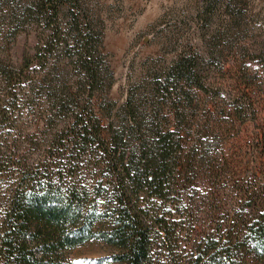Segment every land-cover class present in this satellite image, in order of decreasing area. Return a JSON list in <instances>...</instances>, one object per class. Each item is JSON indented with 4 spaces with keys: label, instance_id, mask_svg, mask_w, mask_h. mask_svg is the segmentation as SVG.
<instances>
[{
    "label": "rangeland",
    "instance_id": "374dc122",
    "mask_svg": "<svg viewBox=\"0 0 264 264\" xmlns=\"http://www.w3.org/2000/svg\"><path fill=\"white\" fill-rule=\"evenodd\" d=\"M79 2L78 28H68L71 6L60 9L62 26L75 41L47 63L24 67L26 58H35L42 37L43 29L26 22L24 15L26 9L35 11V1L0 0V108L12 103L0 123L1 156L35 159L43 154L45 139L66 122L61 116L53 129L46 127L48 100L72 91L83 62L92 59L101 82L93 105L106 132L137 129L152 121L178 127L184 154L197 147L214 164L213 170L209 163L195 169L201 173L197 195L218 198L215 206L228 210L242 189L264 186V0ZM88 34L93 38L91 53L83 52ZM183 56L196 59L208 88L192 91L189 101L175 92L172 100L155 91L156 79H163ZM16 94L22 100L18 104ZM178 103L185 106L182 114ZM242 103L253 113L241 119L235 106ZM72 174L86 189L87 203L108 213L112 190L100 163L84 157ZM116 253V248L94 240L67 250L65 256L73 264H96Z\"/></svg>",
    "mask_w": 264,
    "mask_h": 264
},
{
    "label": "trees",
    "instance_id": "16d2710c",
    "mask_svg": "<svg viewBox=\"0 0 264 264\" xmlns=\"http://www.w3.org/2000/svg\"><path fill=\"white\" fill-rule=\"evenodd\" d=\"M34 1L35 11L26 9L25 20L38 24L42 37L24 67L54 58L75 41L70 29L80 26L79 0ZM66 5L72 10L68 31L60 21ZM84 38L83 52L91 53L93 38ZM82 68L72 91L48 100L46 127L53 129L61 116L66 122L45 139L43 154L0 155V264H73L65 252L94 240L117 249L96 264H264V186L242 189L228 210L215 206L218 198L198 196L201 173L195 167L209 163L213 170V162L197 147L185 155L180 129L162 121L106 132L93 105L99 70L92 59ZM197 68L196 59L179 57L156 79L155 91L171 98L175 92L182 101L194 90L207 92ZM20 101L16 94L15 103ZM10 104H2L0 123ZM245 105L235 106L241 119L253 113ZM84 157L106 173L112 190L108 213L87 203L86 189L72 174Z\"/></svg>",
    "mask_w": 264,
    "mask_h": 264
}]
</instances>
